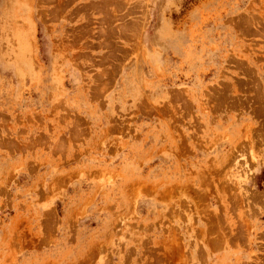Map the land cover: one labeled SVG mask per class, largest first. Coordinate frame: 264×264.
I'll use <instances>...</instances> for the list:
<instances>
[{
  "label": "rangeland",
  "instance_id": "obj_1",
  "mask_svg": "<svg viewBox=\"0 0 264 264\" xmlns=\"http://www.w3.org/2000/svg\"><path fill=\"white\" fill-rule=\"evenodd\" d=\"M0 264H264V0H0Z\"/></svg>",
  "mask_w": 264,
  "mask_h": 264
}]
</instances>
